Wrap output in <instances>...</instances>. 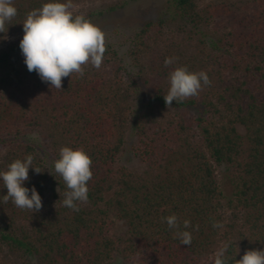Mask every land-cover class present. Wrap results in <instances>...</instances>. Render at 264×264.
<instances>
[{
  "label": "trees",
  "instance_id": "trees-1",
  "mask_svg": "<svg viewBox=\"0 0 264 264\" xmlns=\"http://www.w3.org/2000/svg\"><path fill=\"white\" fill-rule=\"evenodd\" d=\"M85 1L72 0L73 7ZM47 2L13 0L18 14L0 45ZM202 2L168 1L135 34L128 56L106 40L101 67L82 66L83 76L62 78V90L14 66L20 41L0 51V170L31 155L41 173L30 168L24 186L42 198L39 212L21 210L4 201L0 182V264H214L224 244L228 264H237L246 251L264 250V0L233 22L227 3ZM126 4L82 15L94 22ZM224 19L229 27L220 29ZM166 57L175 62L165 67ZM183 66L211 83L166 105L162 84L170 86L169 73ZM130 122L142 172L121 164ZM66 146L92 160L88 200L77 202L78 212L63 206L67 188L54 171ZM222 167L231 196L219 181ZM173 214L181 225L190 221V246L164 220ZM111 216L126 224L124 236L114 234Z\"/></svg>",
  "mask_w": 264,
  "mask_h": 264
},
{
  "label": "clouds",
  "instance_id": "clouds-1",
  "mask_svg": "<svg viewBox=\"0 0 264 264\" xmlns=\"http://www.w3.org/2000/svg\"><path fill=\"white\" fill-rule=\"evenodd\" d=\"M72 0H48L41 8L34 9L26 16L23 24V37L19 48L29 72L35 71L41 81L52 88L62 90V78L71 77L74 73L84 75L83 67L91 64L99 69L102 65L105 47V34L84 15H73ZM17 8L13 0H0V33H6V25L17 16ZM174 57H166L164 66L175 62ZM169 89L164 96L166 105L183 102L186 98L196 96L203 86L210 85L208 75L201 71L190 72L186 66L176 67L169 73ZM33 158L11 162L6 171H0V182L7 189L4 201L9 199L21 210L31 213L42 208V198L36 188L25 187L29 180V169L41 173L32 167ZM92 160L83 149L62 147L59 158L54 163V171L63 179L67 191L62 201L64 207L75 212L79 211L77 202L88 200V182L92 178ZM30 193V194H29ZM169 229L181 245L190 246L191 233L185 229L190 221L173 214L164 217ZM214 228H222L219 222L213 223ZM229 245L224 244L216 253L214 264H228L226 253ZM237 264H264V250H249L236 260Z\"/></svg>",
  "mask_w": 264,
  "mask_h": 264
},
{
  "label": "rangeland",
  "instance_id": "rangeland-1",
  "mask_svg": "<svg viewBox=\"0 0 264 264\" xmlns=\"http://www.w3.org/2000/svg\"><path fill=\"white\" fill-rule=\"evenodd\" d=\"M170 0H87L80 4L75 5L70 11L73 12V15L77 14H86L87 12H93L96 10H101L103 8H107L111 5H118L127 2L126 6L122 10H118L111 15H106L102 18L97 19L92 22L94 25L98 26L103 33L105 34V41H110L115 44L120 50L121 54H125L128 56L129 50L132 48L131 41L135 34L140 30V28L149 21L156 20L167 2ZM215 2V3H227L230 5V8L233 10L231 13L230 21L233 22L235 19H243L246 16H249L253 10L256 8V3L254 0H203L202 6L207 3ZM224 22L219 25V28H223V26L229 27V22ZM232 24V23H230ZM212 30L208 31L211 34ZM23 31L11 34L7 38V45L18 42L23 37ZM210 36V35H209ZM201 38L200 36H197ZM211 37V36H210ZM6 44L0 45V51L6 48ZM191 48V47H190ZM126 63H133L130 58H125ZM143 64L146 65V61H143ZM16 68H26L24 63V57L22 53H18L16 64H14ZM138 68L133 69L132 73L138 72ZM6 69L0 68V79L5 75ZM163 85L165 89V93L168 92L169 86ZM155 88V86L153 85ZM154 91V90H153ZM171 112L174 110L171 109ZM127 131L126 144L121 154V164L128 167L130 170L136 172H142L146 168L142 165L138 160H136L131 152V149L137 145V136L136 132L132 129V122ZM238 131L242 136H245L246 131L243 127L239 126ZM33 137L40 138L39 132H34ZM1 151V150H0ZM2 152L0 153V167L2 164ZM1 171V170H0ZM227 169L225 167L218 168L217 173L219 177V181L221 183L223 192L225 196H231L233 188L227 175L225 176ZM109 197V196H108ZM47 201V198H46ZM114 220V228L113 232L116 236H124L127 228L126 224L122 221L116 220L113 216L110 217ZM117 260H122V257L119 255ZM20 264H22L20 262ZM116 264V263H115Z\"/></svg>",
  "mask_w": 264,
  "mask_h": 264
}]
</instances>
